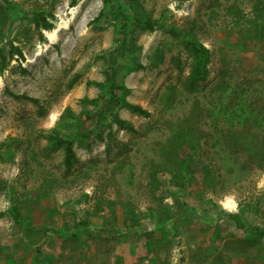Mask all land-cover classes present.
<instances>
[{"label": "rangeland", "instance_id": "374dc122", "mask_svg": "<svg viewBox=\"0 0 264 264\" xmlns=\"http://www.w3.org/2000/svg\"><path fill=\"white\" fill-rule=\"evenodd\" d=\"M10 1L24 13L17 18L0 0V49L12 40L22 52L6 68L0 58V264H264V239L249 242L248 229L227 218L264 227V171L255 162L240 170L246 156L236 157L229 144L221 154L213 146L222 131H244L241 124L223 128L220 117L264 120V0H138L159 25L133 30L144 68L122 73L127 100L151 117L119 109L133 130L114 124L91 148H76L70 172L43 132L62 123L66 108L79 113L84 98L98 95L87 82L104 79L108 51L121 40L118 26L105 0ZM34 14L54 28H36ZM169 29L194 34L210 50L197 93L182 84L192 53ZM24 94L39 104L13 97ZM184 126L201 143L193 175L176 162L171 140ZM200 162L215 170L205 184ZM211 210L227 222H210Z\"/></svg>", "mask_w": 264, "mask_h": 264}, {"label": "trees", "instance_id": "16d2710c", "mask_svg": "<svg viewBox=\"0 0 264 264\" xmlns=\"http://www.w3.org/2000/svg\"><path fill=\"white\" fill-rule=\"evenodd\" d=\"M1 1L9 13L15 14L17 18H23V9L14 7L10 0ZM105 6L108 8V15L111 21L118 26V34L121 35V40L119 45L108 51V57L103 70L104 79L102 81L87 82L88 86L98 88L99 93L95 98H84L82 100L83 108L79 113L74 112L71 107L66 108L61 116L62 123L43 132V138L52 149L62 150L63 164L66 172L72 170L78 159L76 148H91L97 140L103 139L105 129L115 124L122 129L133 130L131 124L120 117L119 109H127L145 118L151 117V113L147 109H144L140 105L132 104L127 100L130 89L124 82L122 70H138L144 68L138 57L141 47L136 46L129 37L133 30L141 27L149 31H154L158 28L159 23L152 20L146 14L138 0H129L128 4H116L112 0H105ZM103 14L101 13V15ZM31 22L38 29L52 30L54 28V24L42 14L32 15ZM168 31L174 38H178L187 44L192 53L193 65L190 74L182 81V84L187 92L197 93L201 88V83L207 79L210 50L198 41L192 33H179L173 29H169ZM15 55H22V52L10 40L6 43L5 48L0 49L2 68H6ZM162 58V55H160L157 62H152V66L157 67L162 61ZM78 80L79 76H74L69 82L68 88H73ZM13 97L39 104L38 99L26 94L13 95ZM64 122L71 124V126H68L69 131L64 130ZM240 122L234 123L231 120L220 117L218 125L224 128L226 125L231 126L235 124L237 126L241 124L242 130L245 132L235 131L233 136H229L226 131H222L218 138V143H214L213 146L221 154L222 152L225 153L224 146L229 144L231 147H234L236 157L240 155L246 156L249 160L245 159L243 162L238 160V164L242 166L240 170H248L250 167L247 164L255 162L264 171V120L256 119L254 121L255 125H250L246 119ZM248 128L261 130V133L246 131ZM193 132V127L184 126L180 129L179 133H173L171 139L177 150L175 152V160L186 175L194 174L196 165L199 162L198 158L201 150L200 140L196 138ZM200 164L202 182L205 184V182L213 178L215 170L210 164L203 165L201 162ZM182 188L188 193L186 185H183ZM213 204V201H210V205L213 206ZM11 211L13 217L19 221L21 216L16 204H13ZM129 218L134 223L138 222L134 212H130ZM227 218L231 219L228 221L229 225L237 229H248L250 236L247 240L249 242L255 243L264 239V227L247 226L237 217L230 218V216H227ZM227 218L218 216L214 210H211L210 222L220 224L227 222ZM79 224L86 227L84 230H91L87 221H80ZM45 231L52 233L50 229H45ZM10 264H26V262L20 261L17 263L16 261H10Z\"/></svg>", "mask_w": 264, "mask_h": 264}, {"label": "bare ground", "instance_id": "6f19581e", "mask_svg": "<svg viewBox=\"0 0 264 264\" xmlns=\"http://www.w3.org/2000/svg\"><path fill=\"white\" fill-rule=\"evenodd\" d=\"M56 34H57V30H54V31L51 33V36L54 37ZM225 205H226V206H229V201L225 202Z\"/></svg>", "mask_w": 264, "mask_h": 264}]
</instances>
